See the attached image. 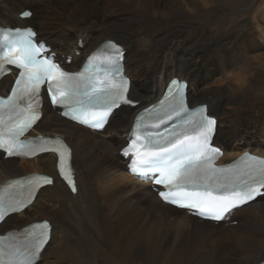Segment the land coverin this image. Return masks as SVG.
I'll return each mask as SVG.
<instances>
[{
	"label": "bare ground",
	"instance_id": "1",
	"mask_svg": "<svg viewBox=\"0 0 264 264\" xmlns=\"http://www.w3.org/2000/svg\"><path fill=\"white\" fill-rule=\"evenodd\" d=\"M48 1L44 5L35 0H0V26L26 27L35 18L36 39L46 41L57 56H70L71 67H80L96 47L116 35L122 41L116 39L118 42L128 46L123 67L130 77V96L139 105L147 98L155 100L177 71L178 77L188 81L189 102H210L199 103L207 104L208 113L218 120L213 141L224 150L220 162L243 151L264 156V52L258 51L264 40V0H254L245 7L238 5L241 0ZM28 6L33 7L31 16L19 18ZM137 21L140 28L149 23L162 28L143 50L129 46L134 34L131 25ZM77 28H82L86 45ZM71 31L73 42L69 40ZM129 69L134 71L133 77ZM12 77L9 74L0 80V93L10 87ZM139 105L119 107L102 132H94L60 118L45 99L42 117L30 133L48 135L43 132L48 129L66 136L73 145L71 165L77 190L71 194L58 178L52 154L31 160L0 157V181L20 177L9 176L19 169L44 173L50 168L54 177L53 184L41 188L30 206L4 218L0 234L10 229L6 224L13 225L12 220L14 223L36 209L43 199L36 216L39 220L52 218L53 223L36 264L264 261V195L213 223L162 203L148 180L141 181L127 172L129 159L118 151L126 143L123 137L141 109ZM121 131L123 137L118 140L104 135ZM131 184L135 187L129 188ZM234 218L235 225L230 223ZM226 219L229 222H224Z\"/></svg>",
	"mask_w": 264,
	"mask_h": 264
},
{
	"label": "snow or ice",
	"instance_id": "2",
	"mask_svg": "<svg viewBox=\"0 0 264 264\" xmlns=\"http://www.w3.org/2000/svg\"><path fill=\"white\" fill-rule=\"evenodd\" d=\"M21 15L28 18L31 12ZM36 35L31 27L0 33V77L7 75L9 66L18 70L11 93L0 99V149L8 156L56 153L59 173L75 192V180L67 166L70 149L62 141L21 139L39 118L42 86H46L51 103L65 109L64 115L93 129L104 128L116 109L135 101L129 98L130 82L118 65L90 63L83 71H66ZM172 85L175 90H170V95L137 118L135 138L124 152L125 156L131 154L128 168L140 179H152L163 186L166 191L159 195L166 203L221 220L264 195V160L245 154L239 164L216 167L220 149L209 143L215 119L205 114L204 107L183 118L185 85L179 81ZM173 117L181 122L163 132L158 130ZM149 126L157 130L146 131ZM52 183L48 176H32L0 188V221L10 212L21 211L38 188ZM49 231V223L44 221L0 237V264H35L49 240Z\"/></svg>",
	"mask_w": 264,
	"mask_h": 264
},
{
	"label": "rangeland",
	"instance_id": "3",
	"mask_svg": "<svg viewBox=\"0 0 264 264\" xmlns=\"http://www.w3.org/2000/svg\"><path fill=\"white\" fill-rule=\"evenodd\" d=\"M37 2H41V3H43L44 5L45 4H47L49 1L48 0H44V1H40V0H36ZM254 0H241V3H239L238 5L239 6H241V7H245V6H247V5H249V4H251V2H253ZM53 8V7H52ZM24 9H30L31 11H32V13H33V7L32 6H28V7H26V8H24ZM14 13H15V10H14ZM43 17V16H42ZM241 18V16L238 18V19H240ZM234 19V20H233ZM232 21H235V17H233L232 18ZM6 23H11V21H5ZM36 22V19L35 18H33V22L29 25V26H31V27H33L34 29H37L36 27H35V23ZM137 24H141V22L140 21H137L136 22V25L135 26H132L131 25V27H132V30H131V32H132V36L130 37L131 38V41L132 42H130V45L129 46H131L132 47V45H137V47L139 48V49H141V50H143L144 49V47L145 46H148L150 43H151V41H148V40H151L153 37H155V31L158 29V28H160V27H157L156 25H154V24H152V23H149V24H147V25H145V26H141V28H140V26H138ZM178 24H180V22H176V25H178ZM10 25H12V24H10ZM142 25V24H141ZM47 26H48V28H49V30L51 29L50 28V25H49V23H47ZM130 27V28H131ZM78 30H80V32L82 33V35H83V38H84V45H86V40H85V36H84V32H83V30H82V28H77ZM160 29H162V28H160ZM76 31V30H75ZM143 31V32H142ZM131 32H129V33H131ZM154 34V35H153ZM41 35V34H40ZM39 34H38V38L39 37H41ZM69 40H72V42L75 40V35H74V31L72 32H70L69 33ZM112 40H115L116 42H118L117 40H119V41H121L120 39H118V37L116 36V35H114V36H112V37H110ZM117 39V40H116ZM66 42L68 41V40H65ZM62 42V43H66V42ZM122 42V41H121ZM134 42H135V44H134ZM118 43H120V42H118ZM261 43H263V45L262 46H260V48H258V51H260V52H264V40H262V42ZM121 45H122V43H120ZM79 45H81V44H79ZM123 47H124V45H122ZM128 46L126 45V47H124V49L127 51V48ZM79 53V51H76L75 52V54H78ZM60 57V56H59ZM62 58H65V56H63ZM70 64V67L72 66V64H71V62L69 63ZM68 64V65H69ZM76 67H74L73 69H75ZM129 71L130 72H132V77L134 76V71L133 70H130L129 69ZM178 75V73H177V71L175 72V75L174 76H177ZM133 82H134V84H135V82H136V80H134L133 79ZM159 86H160V84L158 85V87H156L155 89H158L159 88ZM150 101V99H146L145 100V102L144 103H141V105H139V107L138 108H140V107H142L143 105H145L147 102H149ZM188 102H189V100H188ZM199 102H207V103H210L209 102V100H202V101H199ZM199 102H193V101H190L189 103L192 105V104H195V103H199ZM136 110V109H135ZM130 113H132V111H130ZM215 115H217V116H219L216 112H215ZM221 117V116H220ZM46 127H48L49 128V125H46ZM43 132H46V133H48V134H51V133H57L58 131H55V130H45V131H43ZM122 131L121 132H115V133H113L112 135H111V132H106V133H104V135L105 136H107V137H109V138H112V139H116V140H118L119 138L121 139V136H122ZM103 135V136H104ZM123 137V136H122ZM123 139H125V136L123 137ZM221 143V142H220ZM71 144V143H70ZM224 145V144H223ZM71 146L73 147V145L71 144ZM121 146V145H120ZM119 146V147H120ZM242 146L243 145H240L239 146V149L238 150H240V149H242ZM225 147V146H224ZM119 149V148H118ZM243 149H248V148H243ZM226 151H228L229 152V149L228 148H226ZM18 166H22V165H18ZM46 170V171H45ZM44 171H42V172H44V173H47V174H50V175H52V171L50 170V168H49V170H47V169H45ZM10 171H12V169H10L8 172H10ZM25 174H27L26 172H24V170L23 169H19V170H17L16 172H14L13 174H11V175H9V176H17V175H25ZM7 175V174H6ZM53 176V175H52ZM134 183V182H133ZM132 183V184H133ZM132 184L129 186V188H134L135 186H132ZM43 203V199L41 200V201H39L38 202V204H36V205H38V206H36V209H34V210H30L27 214H25L24 216H22V217H20V219L18 220V221H14V223H13V220H12V224L13 225H11L10 223L11 222H9L8 224H6V226L7 227H10V229H12V228H19L20 226H23V225H26V224H28V223H31V222H29V221H31V220H29L30 218L32 219V218H35V220L34 221H38L39 219L37 218V208L41 205ZM32 212V213H31ZM29 214V215H28ZM243 215L244 214H246V213H242ZM40 217H42V216H40ZM245 217V216H244ZM37 219V220H36ZM40 219H42V218H40ZM48 219L50 220V223L52 222L53 223V220H52V218H49L48 217ZM235 219V218H234ZM232 221H236L237 222V220L235 219V220H232ZM232 221H230V223L232 222ZM246 221H247V219H245V223H246ZM33 222V221H32ZM224 222H229V219H226ZM25 223V224H24ZM244 223V224H245ZM234 225V224H233ZM262 257H264V256H262ZM261 260V259H260ZM259 260V261H260ZM258 261V262H259Z\"/></svg>",
	"mask_w": 264,
	"mask_h": 264
},
{
	"label": "water",
	"instance_id": "4",
	"mask_svg": "<svg viewBox=\"0 0 264 264\" xmlns=\"http://www.w3.org/2000/svg\"><path fill=\"white\" fill-rule=\"evenodd\" d=\"M173 208V207H172Z\"/></svg>",
	"mask_w": 264,
	"mask_h": 264
}]
</instances>
